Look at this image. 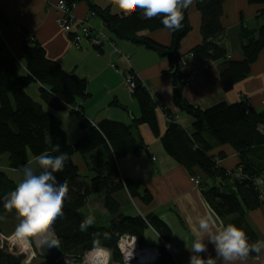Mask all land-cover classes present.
Here are the masks:
<instances>
[{"label": "trees", "instance_id": "trees-1", "mask_svg": "<svg viewBox=\"0 0 264 264\" xmlns=\"http://www.w3.org/2000/svg\"><path fill=\"white\" fill-rule=\"evenodd\" d=\"M87 2L90 13L102 19L106 28L118 39L141 45L156 52L169 63L175 106L190 115L193 120L192 134L169 118L165 133L162 135L157 116V106L149 92L138 83L132 92L139 104L140 117L132 125L112 120H103L92 125L79 108L74 112L70 107L78 100H87L88 82L74 74L66 73L57 63L50 61L45 49L36 41L23 43L21 64L11 56L0 35V156H9V166L19 171L21 166H28L30 154L37 158L41 154L67 156L64 168L55 173L58 180H66L68 195L64 201L63 215L52 226L60 253L51 258H44L38 264H61L58 260L64 256H81L96 248H104L112 253L115 261H121L117 244L121 236L131 235L144 245L145 232L152 228L166 244L171 243L170 229L155 215L145 218L119 214L120 205L115 195L127 190L131 198L144 204L152 201L151 195L140 192V184L120 176L117 160L126 155H135L146 148L138 134L139 127L147 125L155 137L161 140L164 150L180 165L193 174L199 169L206 177L209 188L205 195L213 210L221 218L230 217L228 224L245 231L250 243L258 241L246 221V211L257 209L264 201L261 199L258 181L264 175V111L254 110L246 97L234 104H218L210 109L201 110L183 100L184 80L189 77L184 73L181 63L180 47L191 30L187 8L182 9L181 27L176 30L166 29L160 23V17L146 19L142 9L112 14L108 9H100L89 0H66L70 5ZM249 4L264 6V0H247ZM225 0H198V9L202 15V42L191 54L196 59L221 62L220 77L227 92L245 80L252 65L264 51V24L256 33L246 31L243 35V59L228 60V52L222 40L225 29L222 25ZM4 18L0 13V24ZM169 31L172 35L170 47L162 46L147 36L146 32ZM40 86V100L34 101L26 93L29 85ZM45 107L54 112L70 109L81 118V136L70 144L60 120ZM209 134L214 146L228 145L238 154L243 180L234 178L217 166L220 157L211 156L212 146L204 138ZM60 151L54 152L55 145ZM101 152L99 154L98 152ZM88 157V166L92 177L82 179L74 155ZM260 161V162H258ZM202 181V184L205 183ZM15 189L7 176L0 172V201ZM99 196L104 202L107 214L112 217L108 225L95 223L87 232H81L79 225L87 216L85 212L88 199ZM0 209H4L0 203ZM19 223V218H18ZM107 233V238L103 234ZM99 234V235H98ZM161 257L158 264H175L171 253L160 247ZM250 256H256L250 253ZM26 253H17L14 248L0 243V264H23Z\"/></svg>", "mask_w": 264, "mask_h": 264}, {"label": "crops", "instance_id": "crops-1", "mask_svg": "<svg viewBox=\"0 0 264 264\" xmlns=\"http://www.w3.org/2000/svg\"><path fill=\"white\" fill-rule=\"evenodd\" d=\"M57 1L0 0V13L4 18V22L0 24V35L11 45L18 57H21L23 52L22 32L28 33L45 49L50 61L57 62L66 73L85 79L88 82L90 97L87 100H78L74 107L80 108L92 125H98L103 120L132 125L133 121L140 117L139 104L132 92L124 85L123 73L131 69L152 91L150 96L157 106L161 134L165 133L169 118L192 134L193 118L174 104L172 79L166 59L144 46L118 40L106 28L101 18L90 17V6L84 1L75 4L73 8L75 18L89 19L94 30L106 34L115 41L123 56L129 57V61L113 55V50L108 45L98 50L88 41H83L80 48H76L70 36L56 24V14L52 7ZM89 2L100 9L110 10L112 14L124 13L118 5V0H89ZM187 10L191 30L181 43L182 56L191 53L202 42V15L198 9V0H192ZM221 22L225 29L222 44L228 52V60L241 61L245 41L243 35L246 31L256 33L264 24V6L251 5L247 0H225ZM144 35L165 47H170L172 44V35L166 30L146 32ZM112 63L117 69L111 66ZM220 65L221 62L190 59L187 67L183 69L191 78V84L183 90V100L196 108L207 110L222 103L234 104L246 97L254 110L264 111V51L252 65L250 75L229 92L225 90L221 80ZM34 86H38L39 90L37 91L36 87H28L26 93L34 101L41 102L40 86L37 83H34ZM45 109L60 120L70 144H74L81 136L80 116L70 109L60 112H54L47 107ZM135 134L141 136L146 148L138 154L119 158L117 167L122 178L139 183L140 192L147 191L152 201L144 204L138 199L131 198L128 191L124 190L115 195L120 205L119 214L157 216L170 229L171 243L166 244L150 228L144 235L145 244L165 248L167 245L166 249L171 253L175 264H189L192 255L190 249L199 235L200 219L212 215L214 219L212 231L215 232L217 228L222 229L227 226L231 218H221L213 210L204 194L209 188L205 182L206 177L199 169H194L191 174L170 157L164 150L161 140L154 136L147 125L140 126ZM204 138L212 146L209 154L215 157L221 156L222 169L237 170L240 160L232 147L214 146L209 134H205ZM98 153L101 154L100 151ZM30 156L28 166L36 161L35 157ZM73 160L79 169L84 165L90 171L88 157L76 154ZM260 163L264 164V159ZM0 172L7 176L15 188L21 182L20 172L9 166V156H0ZM191 177H196L205 183L196 187L190 181ZM261 181L264 183V175ZM101 201L103 202L101 197L93 195L88 199L87 207L91 203L99 204ZM91 215L103 225H108L112 220L106 210L102 215L97 213ZM245 221L257 239L264 240V202L257 209L246 211ZM17 224L18 216L14 210L0 209V243L14 248L17 253H26L23 264H30L34 255L44 260L39 251L42 245L37 242V238L29 237L21 240L10 238ZM202 239L205 241L206 251L199 254L201 258L217 259L214 245L208 242L209 236L205 234ZM217 264H222V261L217 259ZM236 264L241 262L237 261ZM242 264H264V253L259 256L249 255Z\"/></svg>", "mask_w": 264, "mask_h": 264}, {"label": "clouds", "instance_id": "clouds-1", "mask_svg": "<svg viewBox=\"0 0 264 264\" xmlns=\"http://www.w3.org/2000/svg\"><path fill=\"white\" fill-rule=\"evenodd\" d=\"M192 0H118L120 9L124 12L133 11L137 8L143 10L146 19L160 17V23L169 30L181 27L183 20L182 9L187 8ZM54 152L60 151V145L53 148ZM67 156L63 153L53 156L41 154L36 158V167L21 166L19 169L22 177L21 182L0 203L4 209L15 211L19 218L11 239L21 240L29 237L37 238L42 246H56L57 242L51 239L52 226L56 219L63 215L64 201L68 195L66 180H58L55 173L65 166ZM95 223L93 215H87L80 223L81 232H87ZM214 219L212 215H206L199 221V235L194 240L190 252L189 264H217V259L222 264H236L242 262L254 253L259 256L264 253V240L250 243L244 230L233 224L217 228L212 231ZM208 235V242L214 245L216 258L204 260L199 255L206 251L203 235ZM99 235V234H98ZM107 238V233L103 234ZM97 246L99 241H94Z\"/></svg>", "mask_w": 264, "mask_h": 264}, {"label": "built area", "instance_id": "built-area-1", "mask_svg": "<svg viewBox=\"0 0 264 264\" xmlns=\"http://www.w3.org/2000/svg\"><path fill=\"white\" fill-rule=\"evenodd\" d=\"M74 6L75 4L70 5L68 2H66V0H58L57 3L53 5L52 9L56 14L57 26L64 33L70 36L75 47L79 49L83 41H88L92 47L98 50L108 45L112 48L113 55L121 56L129 61V57L123 56L121 49L116 46V43L109 36L94 30V27L92 26L89 19H76L73 15ZM95 16V13H90L91 18H94ZM34 41V37H32L30 34H23L22 43H33ZM6 43L7 42H5V44ZM6 47L7 50L11 52L12 56H15L8 44H6ZM15 57L18 63L23 67L20 59H18L17 56ZM191 58H194L192 54L182 57V66L186 67L188 65V60ZM111 66L116 68V65L113 63ZM123 76L124 85L129 91L133 92L136 85L140 83L149 92V94H152V91L147 83L138 79L131 69H129L127 72H124ZM184 83L186 86H188L191 83V79H185ZM70 109H72L74 112L79 111V109L74 106L70 107ZM217 166L220 167V160L217 161ZM232 173L228 172L230 175ZM234 178L237 180H243L245 179V176L241 170H237V172L234 174ZM190 181L196 187L202 186V181L196 177H191ZM257 183L260 187L261 199L264 201V183L261 181V179ZM165 246L167 248V245ZM117 247L121 255V261L113 260L112 255H110L109 251L104 248H99L102 251L98 252L97 247L85 252L81 256H66L60 258L58 261L61 264H158L161 257L160 247L146 244L141 245L138 242V239L131 235L121 236Z\"/></svg>", "mask_w": 264, "mask_h": 264}, {"label": "rangeland", "instance_id": "rangeland-1", "mask_svg": "<svg viewBox=\"0 0 264 264\" xmlns=\"http://www.w3.org/2000/svg\"><path fill=\"white\" fill-rule=\"evenodd\" d=\"M95 17H98V16H95ZM23 34H27L28 35V33H24V32H22V38H23ZM115 42V41H114ZM116 43V42H115ZM6 44H8V43H6ZM5 44V45H6ZM10 47H11V45L10 44H8ZM116 46H118L117 44H116ZM6 50H7V47H6ZM11 51H12V53L15 55V56H17L15 53H14V51H13V49L11 48ZM7 52L12 56V54H11V52L10 51H8L7 50ZM189 54H191V53H189ZM188 54V55H189ZM15 56H13L15 59H16V57ZM185 56H187V55H185ZM182 57H184V56H182ZM17 58L18 59H20V57H18L17 56ZM191 59H193V58H191ZM190 60V59H189ZM189 60H188V62H189ZM187 67V66H186ZM186 67H183V69L184 68H186ZM188 78H190V76L188 77ZM187 78V79H188ZM191 79V78H190ZM191 84V83H190ZM189 84V85H190ZM188 85V86H189ZM188 86H186V84L184 85V88H186V87H188ZM28 87H33V88H35L37 91L39 90V87L38 86H34V84H31V85H29ZM32 156V155H31ZM30 156V157H31ZM79 156V155H78ZM3 157H8V155L7 154H5V155H3ZM29 165V164H28ZM31 167H33V168H35L36 167V161L33 163V164H31ZM81 169H80V173H81V175H82V177L84 178V177H86V179H90L93 175H92V173L90 172V171H88V169L87 168H85L84 167V165H81V167H80ZM240 166L237 168V170L239 171L240 170ZM227 172H229V173H232L233 171H227ZM104 202H100L99 204L98 203H95V204H90V205H88V207H87V205H86V209H85V212H87V213H89V214H93V213H97V214H99V215H102V213H104L105 212V207H104V204H103ZM97 204V205H96ZM135 206V205H134ZM104 211V212H103ZM106 212H107V210H106ZM140 217H142V218H145L143 215H140ZM109 253H110V255H112V253L109 251ZM78 255H82V254H78ZM64 257H66V256H64ZM63 258V257H62ZM43 260H40L39 258H37V256H35L34 255V257L32 258V260H31V262H30V264H38V263H40V262H42Z\"/></svg>", "mask_w": 264, "mask_h": 264}, {"label": "water", "instance_id": "water-1", "mask_svg": "<svg viewBox=\"0 0 264 264\" xmlns=\"http://www.w3.org/2000/svg\"><path fill=\"white\" fill-rule=\"evenodd\" d=\"M51 239L57 242L56 246L48 247L47 245H44V246H41L39 249L41 256L44 258L55 257L59 255L60 253V247H59L56 237L54 236V233L52 234Z\"/></svg>", "mask_w": 264, "mask_h": 264}]
</instances>
